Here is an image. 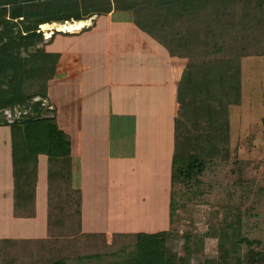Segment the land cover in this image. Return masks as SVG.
I'll use <instances>...</instances> for the list:
<instances>
[{
	"label": "crops",
	"instance_id": "crops-1",
	"mask_svg": "<svg viewBox=\"0 0 264 264\" xmlns=\"http://www.w3.org/2000/svg\"><path fill=\"white\" fill-rule=\"evenodd\" d=\"M246 4L242 62L264 57V0ZM151 7V0H139L132 9L93 15L60 45L44 102L52 110L45 117L54 118L69 143L67 157L28 153L21 138L14 152L9 128L0 126V240L48 241L50 173L75 193L74 238L82 254L111 255L136 234L169 230L183 66L160 42L164 30L157 27L166 22V10L149 13ZM244 33L259 41L256 52L246 49L251 43Z\"/></svg>",
	"mask_w": 264,
	"mask_h": 264
},
{
	"label": "trees",
	"instance_id": "trees-1",
	"mask_svg": "<svg viewBox=\"0 0 264 264\" xmlns=\"http://www.w3.org/2000/svg\"><path fill=\"white\" fill-rule=\"evenodd\" d=\"M258 1L151 0L156 10L160 7L166 10V22L157 27L164 30L160 42L183 66L176 87L178 107L171 170L170 228L157 234L132 236L133 241H127L124 247L112 253L118 259L103 264H192V261L195 264H264L261 241L243 236L246 213L237 202L210 209L205 233L185 229L181 235L183 252L178 253L174 247L180 238L179 223L183 218L179 209L186 207L175 196L183 193L182 189L202 196L204 175L217 163L231 162L229 108L239 106L242 101L241 4ZM138 2L0 0V126L9 128L14 152L16 141L21 138L28 153L47 154L51 159L69 154V143L57 129L54 118L45 117L52 110L43 101L60 57L61 44L55 39L57 36L68 38L75 33L53 32L51 39L45 42L42 26L88 21L84 19L111 10L132 9ZM17 110L19 116L15 117ZM6 111L11 120L6 118ZM260 123L264 131V117ZM233 165V172L238 174L236 181L242 185L246 164L236 160ZM49 176L50 238L47 242L0 240V264H81L88 259L102 264L103 253L82 254L80 248L76 249L80 239L74 238L78 230L75 193L67 180L61 179L63 187L55 184L57 175L50 173ZM18 191L19 184L16 195ZM72 238L74 241H69ZM206 239L215 240V255L205 253ZM51 242L53 246L47 244ZM84 251L88 253L87 248Z\"/></svg>",
	"mask_w": 264,
	"mask_h": 264
},
{
	"label": "rangeland",
	"instance_id": "rangeland-1",
	"mask_svg": "<svg viewBox=\"0 0 264 264\" xmlns=\"http://www.w3.org/2000/svg\"><path fill=\"white\" fill-rule=\"evenodd\" d=\"M246 3L241 4V16L248 5ZM152 8H149V13ZM248 24H250V32L253 34V25ZM89 25L90 21L88 20L83 28L69 33L81 32ZM45 27L48 28L45 29ZM42 30L45 32V42L51 39L53 32H57L54 30L53 24L50 26L43 25ZM244 36H249L245 41L248 44L251 43L246 49L252 52L253 49L254 51L258 50L259 41H256L257 38L253 41L251 35L244 33ZM65 39L67 38L64 36H57L55 42L63 44ZM39 47H41V44ZM243 60L241 66V76L244 79L243 86H241L242 101L239 106L229 108L231 162L217 163L211 171L204 175L203 185L200 188V191H203L202 196H198L196 191L190 193L183 189V193L175 196L177 201L184 203L186 206L184 210L179 209V213L183 218L179 223L178 236L180 238L174 243L175 250L178 253L183 252L184 241L181 238L183 230L190 228L199 232V234H204L207 228L206 217L209 215V210L217 207V205L233 202L241 203L242 210H245L246 213L243 217V236L260 240L261 249L264 251V131L260 123V119L264 117V57ZM43 104L47 107L44 101ZM5 115L8 120L12 119L9 118L8 114ZM14 115L15 117L19 116L18 110ZM236 160L246 164L243 172L245 182L242 185H239L236 181L237 172H233L235 169L233 161ZM133 240L131 239V241ZM204 251L208 255H215V240L206 239ZM116 259L118 258L113 257L112 254L103 255L101 263ZM98 263L99 261L95 262L93 260L91 264ZM190 263L195 264L193 261Z\"/></svg>",
	"mask_w": 264,
	"mask_h": 264
},
{
	"label": "bare ground",
	"instance_id": "bare-ground-1",
	"mask_svg": "<svg viewBox=\"0 0 264 264\" xmlns=\"http://www.w3.org/2000/svg\"><path fill=\"white\" fill-rule=\"evenodd\" d=\"M88 21H77V22H65L62 25L59 24H53V28L54 30H56L57 32H72L75 31L77 29L83 28Z\"/></svg>",
	"mask_w": 264,
	"mask_h": 264
},
{
	"label": "built area",
	"instance_id": "built-area-1",
	"mask_svg": "<svg viewBox=\"0 0 264 264\" xmlns=\"http://www.w3.org/2000/svg\"><path fill=\"white\" fill-rule=\"evenodd\" d=\"M5 114H8L9 118H10V113L8 111L5 112Z\"/></svg>",
	"mask_w": 264,
	"mask_h": 264
}]
</instances>
